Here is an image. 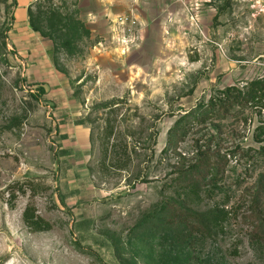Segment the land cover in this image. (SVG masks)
Instances as JSON below:
<instances>
[{"label": "rangeland", "instance_id": "obj_1", "mask_svg": "<svg viewBox=\"0 0 264 264\" xmlns=\"http://www.w3.org/2000/svg\"><path fill=\"white\" fill-rule=\"evenodd\" d=\"M262 76L264 0H0V264H264L263 113L178 122ZM204 163L191 208L224 206L221 230L189 255L130 232Z\"/></svg>", "mask_w": 264, "mask_h": 264}, {"label": "trees", "instance_id": "obj_2", "mask_svg": "<svg viewBox=\"0 0 264 264\" xmlns=\"http://www.w3.org/2000/svg\"><path fill=\"white\" fill-rule=\"evenodd\" d=\"M30 25L32 29L40 31L34 27L31 21ZM77 30V25L69 23L63 28L61 34L65 38L72 39ZM41 33L45 35V32L42 31ZM40 90L43 92V88ZM235 105L258 109V112H262L264 116V76L246 81L241 86L234 84L218 89L208 100L199 102L188 113L181 116L178 122L184 120L187 125L191 119L195 123H204L209 118L221 117ZM256 128V136H264V119ZM258 153L264 158V144L260 146ZM202 169L205 174L209 175L212 186L216 185L215 181L219 177L217 166L211 163L194 164L188 170L183 171L185 174L183 175L185 182L182 190L183 196H179V198L170 197L162 201L136 222L131 227L130 232L137 236L156 231L160 233L162 239H166L169 248L183 250L185 255H189L188 247L193 244V240L197 239V234L207 235L212 231L221 230L229 214L224 206L214 203L202 211L191 208L192 203H200L204 190L211 191V188L205 189L201 186L202 178L199 173ZM22 218L30 231H43L51 228V224L36 213L32 203L26 204ZM120 259L123 264L124 258Z\"/></svg>", "mask_w": 264, "mask_h": 264}, {"label": "crops", "instance_id": "obj_3", "mask_svg": "<svg viewBox=\"0 0 264 264\" xmlns=\"http://www.w3.org/2000/svg\"><path fill=\"white\" fill-rule=\"evenodd\" d=\"M26 19V14L23 16H21V21L25 20Z\"/></svg>", "mask_w": 264, "mask_h": 264}]
</instances>
